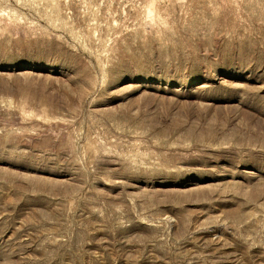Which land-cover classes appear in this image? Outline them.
<instances>
[{
	"label": "rangeland",
	"instance_id": "obj_1",
	"mask_svg": "<svg viewBox=\"0 0 264 264\" xmlns=\"http://www.w3.org/2000/svg\"><path fill=\"white\" fill-rule=\"evenodd\" d=\"M0 264H264V0H0Z\"/></svg>",
	"mask_w": 264,
	"mask_h": 264
}]
</instances>
